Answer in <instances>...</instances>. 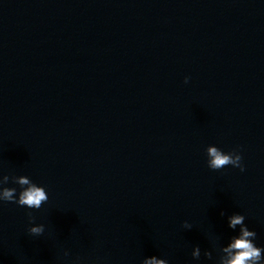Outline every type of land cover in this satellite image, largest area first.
<instances>
[{
  "label": "clouds",
  "instance_id": "obj_1",
  "mask_svg": "<svg viewBox=\"0 0 264 264\" xmlns=\"http://www.w3.org/2000/svg\"><path fill=\"white\" fill-rule=\"evenodd\" d=\"M189 78L185 77V83ZM208 157L207 165L212 170H220L229 165L239 168L241 172L245 170L242 163V155L240 150L234 149L225 153L220 148L210 145L206 148ZM9 182L20 186L21 190L17 194L14 187H5ZM49 199L48 193L43 186L35 184L28 176H9L0 174V202L15 203L20 207L39 210ZM224 215V212H221ZM29 225L28 233L31 236L39 237L43 235L45 227L43 224H35V216L28 213ZM239 226V233L231 238L226 246L218 249L217 264H264V248L258 247L254 241L257 233L249 230L245 224V216L242 214H233L228 217V227L235 230ZM183 227L190 228L191 225L185 221ZM68 255V253H65ZM192 257L199 259L201 249L199 246L193 248ZM204 256L208 259L213 258L211 251H205ZM142 264H168L166 259L157 258L156 256L147 257Z\"/></svg>",
  "mask_w": 264,
  "mask_h": 264
}]
</instances>
